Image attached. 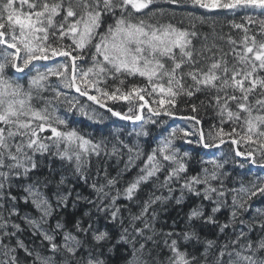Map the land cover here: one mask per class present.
Listing matches in <instances>:
<instances>
[{
    "label": "snow or ice",
    "instance_id": "6c2138e0",
    "mask_svg": "<svg viewBox=\"0 0 264 264\" xmlns=\"http://www.w3.org/2000/svg\"><path fill=\"white\" fill-rule=\"evenodd\" d=\"M196 9H251L264 15V0H0V193L15 200L7 189L16 180L29 182L24 189L28 194L25 202L30 199L40 215L38 220L29 216L23 219L34 235L47 242L46 247L51 253L42 255L19 239L15 246L5 243L4 238L11 240L21 227L13 223L10 230L9 220L0 215V254L4 257L0 264H21L15 254L18 249L31 258V264H108L107 253L118 247L125 253L124 264H149L146 257L154 264H164L153 255V249L159 243L152 223L156 218L153 205L170 199L180 204L185 192L210 205L207 213L203 203L193 208L189 220L202 219L205 223L215 224L218 223L216 213L228 207L230 217L220 225V232L226 233L237 223L242 227L234 238L217 248L211 259L209 250L216 248L215 240H205L204 252L198 256L181 250L178 240L171 238L179 235L185 241L193 238L199 241L195 232L166 233L164 246L171 253L166 258L167 264H264V209L257 208L250 221L241 218L252 208L253 198L264 197V177L256 176L248 182L241 180L238 186H227L224 183L227 174L216 171L223 167L216 160L207 162L213 166V171L209 172L205 167L202 174L187 175L185 157L189 153L181 155L174 142L184 139L193 143L187 138L194 132L182 128H173L146 154L138 145L124 144L128 154L124 168L115 177H109L105 170L106 182L90 185L95 200L76 193V200H86L97 213L118 225V238L107 229L101 230L83 220L75 221V231L66 230V225L59 220L54 228L42 227L57 208L68 206L71 192L61 190L66 184L63 175L59 179L51 173L43 178L35 176L40 158L58 157L72 166L78 182L87 184L85 168L90 166V157H100L102 152L101 144L86 139L70 126L67 117L57 115V106L64 103L67 112L75 110L89 119L94 118L84 106L77 108V98L69 99L63 89H74L79 96L105 108L112 116L130 120L133 124L144 120L141 113L149 103L146 96L156 97L153 102L157 106L148 108L156 117L175 116L172 109L177 107L180 97H187L189 102L196 97L200 107L215 111L221 124L241 123L243 134L235 127L232 132L258 148L246 153L237 151L236 155L257 164L258 152L259 166L264 168V21L260 22L258 33L261 39L249 35L243 25L233 24L235 28H243L244 36L239 42L229 37L231 45L239 43V48H231L232 61L229 62L228 53H212L215 44L196 48L193 41L199 34L195 24L185 28L180 26L183 19L172 22L177 15L195 17L202 22L203 17L197 16ZM166 15L170 19H164ZM246 18L252 22L251 15L246 14ZM65 39L71 44L66 45ZM206 52L211 53L207 57L208 63L197 67L200 63L197 57L203 58ZM56 57L68 58L71 64L60 61H56L55 66L39 63ZM89 57L90 66L86 69L77 63ZM50 77H56L63 87L50 83ZM135 77L143 78L146 84L141 87L133 82L125 88L129 78ZM25 79L26 86L21 82ZM34 100L39 102V107ZM121 100L128 102V112L135 111L136 114L127 115L107 104V101ZM165 104L169 107H164ZM190 106L193 113L198 111L195 102ZM180 118L195 121L197 125L201 123L193 115ZM147 122L157 123L151 119ZM43 133L48 134L41 135ZM141 134L147 135L142 130L136 132L137 136ZM224 135L230 133L220 128L215 136L209 132L206 139L201 129L196 143L205 148L219 147L224 143ZM218 138L219 143H215ZM232 143L236 144L237 140L232 139ZM104 154L122 155L115 146L111 153ZM142 156L145 158L135 177L122 192L116 189L123 173L137 167L136 161ZM213 181L217 183L213 184ZM50 184L56 185L55 205L41 191ZM147 184L156 191L166 189L169 194L175 191L173 185L176 184L181 195L150 193L139 212L130 215L125 224L122 206L117 200L123 196L132 201L141 186ZM72 206L76 207L75 201ZM11 215H18L15 208L9 211ZM85 215L91 221L90 213ZM257 229L260 236L253 239L251 233ZM25 264H28L27 260Z\"/></svg>",
    "mask_w": 264,
    "mask_h": 264
},
{
    "label": "trees",
    "instance_id": "16d2710c",
    "mask_svg": "<svg viewBox=\"0 0 264 264\" xmlns=\"http://www.w3.org/2000/svg\"><path fill=\"white\" fill-rule=\"evenodd\" d=\"M164 7H168L164 5ZM26 9V6H25ZM197 16H202L203 21L196 19L195 17H182L177 15L175 19L172 20L173 23H178L181 19L184 20V23L180 25L181 27L191 28L192 24H195V31L199 34L197 39L193 41L197 49H200L202 45L207 44L211 47L213 44L216 47L212 48V53L224 54L228 53L227 59L229 62L232 61V56L230 50L233 47L239 48V43L237 45H231L229 43V37L239 42L244 36L243 28H235L233 24L243 25L248 29L249 35H256L257 39H261L258 33L261 30V21H264V15L258 13V10L254 13L253 10H228V9H213L211 11L205 9H196ZM247 15H251L252 22L250 23L246 18ZM59 19V18H58ZM164 19H170L167 15ZM205 37L207 39L205 40ZM64 43L70 45L71 41L65 39ZM218 49L221 50L218 52ZM75 55V53H73ZM211 53H204V57L197 59L200 60V63L197 67L204 66L208 63L207 57ZM57 61L67 62L70 65V61L67 58L59 59ZM77 63L82 68H87L90 66V57L84 61H77ZM55 66L56 62H48V65ZM52 78L54 79L53 84L60 85L59 80L56 77H50V83H52ZM187 79V78H186ZM135 82L139 86L143 87L146 84V81L143 78L135 77L129 78L128 83L125 85V88L130 87V85ZM190 83V81H188ZM111 84L112 82L109 81ZM69 99L76 97L79 103L77 108L81 105L85 107V110L89 115L93 116V119H89L81 115L78 111L69 112V116L65 114L67 120L70 121V126L76 129L81 135L86 139L91 140L93 143L101 144L102 152L101 156L97 157L92 155L90 157L91 163L89 167L85 168V172L88 175V183L85 184L83 181H77V178L73 175L72 166L67 164L65 161H61L58 157L55 156H45L40 158L39 168L35 171V176L43 178L49 176L51 173L52 176H55L57 179L61 175L66 178V184L61 186V190L67 189L68 192H71V195L68 197V206L57 208L53 215L48 219L47 224H42V227L45 229H51L55 227L56 222L59 220L62 224L66 225V230L75 231L73 229V224L76 220H83L85 222H91L94 227L100 228L101 230L107 229L112 233L114 237H117V233L120 231L118 225H113L109 220L104 218L102 213H97L96 209L92 207L91 204L87 203L86 200H76V193H79L82 197H88L95 200V194L90 187L93 182L97 184L105 183V173L95 177L93 175L94 171L99 170L100 165L103 163H109L110 161L114 163L116 160H121L120 157L105 155L104 153H111L103 149L101 137L104 132L110 134H116L121 140H124L129 145L128 141L132 143L135 147L139 146L140 150L143 153H149L153 148L157 147L159 141L169 135L173 129L169 123H167L165 116L154 117L147 110L144 112V120L141 123H135L127 120H121L115 116H112L110 112L104 108L99 107V105L88 101L85 97L78 96L74 93L73 89H63ZM200 98L203 99L201 94ZM156 97H148L145 99L149 102L150 107H156L157 105L153 102ZM195 102L198 106V111L193 113L191 111L190 103ZM189 102L187 97H180L177 100V107L172 109L173 112L178 116H196L202 123V130L207 139L209 132L213 136L216 135L220 128H223L225 133H230V135H224L222 139L224 143L219 144V147L205 148L201 144L196 143L199 140V129L195 123L188 121L187 123L183 122L186 127H180L185 130L193 131L194 134L189 136L187 139L192 140L193 143H187L184 139H176L174 144L175 147L179 149L180 154L188 152L189 156L185 157L186 163L188 165L187 175H198L202 174L201 170L205 167L208 168L209 172L213 171V166L208 161L216 160L218 163L223 165L222 168L216 170L220 173H226L224 177V183L227 186L234 187L238 186L241 180L248 182L254 179L256 176L264 177V168L259 166L260 156L257 152L256 159L257 164H251L247 159L241 160L238 159L236 155L235 145L228 142L227 140L236 139L237 147L239 152L246 153L253 149L258 148V145L252 144L251 142L241 140L240 135L232 132V128L235 127L237 132H242L241 123L237 122L233 124L232 122H225L221 124L220 117L216 115L215 111L208 108L200 107L199 100L196 97L192 98V101ZM34 103V101H33ZM143 103V102H140ZM35 104V103H34ZM107 104L113 107L115 110L126 113L127 115H134L136 112H128L129 104L126 101L112 102L107 101ZM66 105V104H65ZM67 107V105H66ZM164 107H169L167 104ZM233 110H235L233 104ZM155 120L157 123L153 124L149 121ZM172 119L168 120L171 121ZM135 129V130H134ZM143 131L147 135H136L137 131ZM42 135V134H41ZM130 139V140H128ZM119 143L123 144L118 140ZM212 142V141H208ZM219 143V138L215 141ZM192 146V147H191ZM144 156L140 160L136 161L137 167H133L131 170L124 172L119 179V183L116 185V189L123 191L124 187L135 177L139 171V166L142 165ZM122 161V160H121ZM126 161H122V165L119 166L118 170H115L116 173L110 174L109 177L117 176V173L124 168ZM243 165V167H241ZM105 171V170H104ZM34 176V178H35ZM28 181L25 179L16 180L13 182L11 187L7 189L10 192L12 197L16 199L13 200L9 196L0 193V215H3L6 219L9 220V229L11 230V225L13 223L19 224L21 230L16 233L15 236L9 240L7 237L4 238L5 243H9L12 246H15V241L17 239L22 240L26 246L29 248L35 249V251L40 252L42 255H51L49 250L46 247L47 242H42L41 239L33 234L32 229L26 224L23 217L29 216L33 219H39V212L31 204V200L26 203L25 197L28 195L25 192V187L28 185ZM182 183V181H181ZM216 184V181L212 182ZM175 191L171 194L167 192L166 189L161 191H156L151 187L150 184L142 185L136 198L132 201H128L121 196L117 200V204L121 205V216L127 224L128 218L132 214H137L140 210L141 204L144 200L148 199V196L152 192H156L157 195L163 194L165 196L171 195L174 197H179L181 191L179 185H173ZM43 191L52 201L53 205L56 203V198L54 193L56 192V185L50 184L48 188H42ZM113 195H115V190H113ZM76 202V207L72 206V202ZM203 203L204 210L207 213L210 210V205L208 201H201V199L195 195L184 193V198L182 203L176 204L174 199L168 201L157 203L153 205V208L156 210V218L152 221L154 228L156 229L158 235L155 237L159 242L156 247L153 249V255L158 256L164 264H167L166 258L171 255L168 249L164 246V240L167 238L166 233L172 232L174 234L183 233L185 231H193L199 237V241L195 238L190 241L183 240L182 236L173 235L174 239H177L179 242V247L181 250L187 251L189 253H195L200 256L204 252L205 240H215L216 248L209 250V259L212 258V255L216 253L217 248L223 246L229 239L234 238L235 234L240 231L242 225L239 223L236 226L230 227L226 230V233L220 232V225L226 223L230 217L231 209L228 207L222 208L220 212L216 213V219L218 223H205L202 219H193L189 220V214L193 208H196ZM252 208L249 212L245 213L242 219L251 220L252 216L255 214L257 208L264 209V197L253 198L250 202ZM15 208L18 215L9 216V211ZM85 213H90L91 221ZM260 236V232L257 229L251 233L253 239H257ZM59 240L60 237L58 236ZM20 259L21 264H25L27 260L28 264H31V258L27 257L22 249H18L15 253ZM125 255L122 248H114L111 252L107 253L108 264H124L123 256ZM149 264H154L150 257ZM203 258V257H201ZM0 259H4L2 254H0Z\"/></svg>",
    "mask_w": 264,
    "mask_h": 264
},
{
    "label": "bare ground",
    "instance_id": "6f19581e",
    "mask_svg": "<svg viewBox=\"0 0 264 264\" xmlns=\"http://www.w3.org/2000/svg\"><path fill=\"white\" fill-rule=\"evenodd\" d=\"M63 58H65V57H56L52 61H45V62L41 61L39 63H43V64H48V62L49 63L50 62L53 63V62H56L57 60L63 59ZM70 64H71V61H70ZM51 66H52V64H51ZM41 70H43V69H41ZM21 82L24 83L25 86L27 85V79H25V80H23ZM53 82H54V79L52 78V83ZM73 91H74L75 94H77L79 96V94L76 93L74 89H73ZM45 95H50V93H45ZM34 103L36 104V106L39 107V102L38 101L34 100ZM148 106H149V104H148ZM57 107H58L57 115L65 117V114H67L69 116V112H67V107H66V105L64 103L59 104ZM144 112H145V110H143V112L141 114L144 115ZM180 117H182V116L175 115V116H165L164 118L167 120L166 122L169 123V125L172 128H178L179 129L180 127H186V125L183 122L187 123L188 121H190V120L181 119ZM117 118H119V117H117ZM170 119H172V120L168 121ZM127 121H130V120H127ZM190 122L195 123V121H190ZM68 123H70L69 119H68ZM136 123H141V122L137 121ZM197 126H198L199 130L202 129V123H200ZM59 127H62V126H59ZM46 134H48V133H43L42 135H46ZM118 140L121 141L123 144L119 143ZM128 140H130V139H128ZM101 141H102V145H103V149L104 150L112 152L113 146H115L117 149H120V151L122 153V155L120 156V159L122 161H127V158H128L127 148H124V146H123L124 144H127V142H125L124 140H121L116 134H113V133L110 134L108 132H104L103 133V136L101 137ZM227 141H228V143H232V140H227ZM128 143H129V146H133L130 141H128ZM234 145H235V148H236V152L239 151L238 147H237V143L234 144ZM237 157H238V159H241V160H245L246 159L244 156H237ZM121 160H116L114 163H112L111 161L109 163L108 162L107 163H103L102 165H100V168H99L98 172L94 171L93 175L97 178V177H99L98 175H102L103 173H105L104 170L107 171V175L108 176H110V174H112V173H116L115 170H118L119 166L122 165V163H121L122 161Z\"/></svg>",
    "mask_w": 264,
    "mask_h": 264
},
{
    "label": "rangeland",
    "instance_id": "374dc122",
    "mask_svg": "<svg viewBox=\"0 0 264 264\" xmlns=\"http://www.w3.org/2000/svg\"><path fill=\"white\" fill-rule=\"evenodd\" d=\"M146 107H148L149 108V106L147 105Z\"/></svg>",
    "mask_w": 264,
    "mask_h": 264
},
{
    "label": "water",
    "instance_id": "95a60500",
    "mask_svg": "<svg viewBox=\"0 0 264 264\" xmlns=\"http://www.w3.org/2000/svg\"><path fill=\"white\" fill-rule=\"evenodd\" d=\"M226 143H228V142H226Z\"/></svg>",
    "mask_w": 264,
    "mask_h": 264
}]
</instances>
